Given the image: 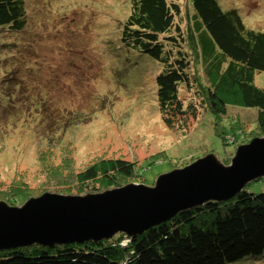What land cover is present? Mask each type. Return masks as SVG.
Instances as JSON below:
<instances>
[{
    "label": "rangeland",
    "instance_id": "obj_1",
    "mask_svg": "<svg viewBox=\"0 0 264 264\" xmlns=\"http://www.w3.org/2000/svg\"><path fill=\"white\" fill-rule=\"evenodd\" d=\"M218 2L224 10L237 8L248 28L264 31V0ZM130 3L25 0L29 18L23 30L1 31L6 41L20 47L0 50V200L14 198L11 205H18L19 198L43 192L94 190L102 177L82 183V170L95 165L101 174L119 158L143 171L144 178L138 174L129 182L152 184L158 175L208 153L223 156L220 160L227 163L237 145L253 137L255 111L240 105L228 111L245 135L235 131L236 140L211 134L216 119L224 118L218 119L197 97L198 82L181 86L179 93L185 106H195V116L187 117L179 129L163 122L154 81L159 63L120 42L119 28ZM179 3L176 22L186 29L193 9L187 0ZM184 49L189 50L186 44ZM190 62V73L209 85L193 51ZM254 82L264 87V71L255 74ZM223 97L225 103L232 102ZM245 188L264 192V177ZM245 264H264V257Z\"/></svg>",
    "mask_w": 264,
    "mask_h": 264
},
{
    "label": "trees",
    "instance_id": "obj_2",
    "mask_svg": "<svg viewBox=\"0 0 264 264\" xmlns=\"http://www.w3.org/2000/svg\"><path fill=\"white\" fill-rule=\"evenodd\" d=\"M187 1L193 14L186 29L176 22L181 14L179 0H131L129 14L119 28L120 42L126 49L149 55L160 65L154 81L163 122L179 129L184 128L187 117L195 116V106H185L179 93L181 86L191 87L198 82L197 97L218 119L224 118L221 122L216 119L211 134L236 139L235 131L239 130L245 135L228 111L229 106L240 105L255 111L256 127L251 135H263L264 87L257 86L254 79L257 72L264 71V31L248 28L237 8L224 10L218 0ZM27 12L25 0H0V34L3 36V30H23L29 18ZM2 36L0 50L20 47L18 42L6 41ZM191 51L203 64L207 86L190 73ZM224 95L232 102L225 103ZM138 174L144 178L132 161L113 159L101 174L95 165L82 170V183H95L102 177L101 185L94 190L73 192L69 188L57 193L96 192L123 185ZM21 198L22 202L26 196ZM7 202L13 204L15 199ZM123 240L127 243H121ZM262 257L264 192L254 193L244 187L229 200L208 201L181 211L139 235L117 234L98 241L1 250L0 264H245Z\"/></svg>",
    "mask_w": 264,
    "mask_h": 264
},
{
    "label": "water",
    "instance_id": "obj_3",
    "mask_svg": "<svg viewBox=\"0 0 264 264\" xmlns=\"http://www.w3.org/2000/svg\"><path fill=\"white\" fill-rule=\"evenodd\" d=\"M264 177V134L237 145L227 163L214 153L98 193L43 192L18 205L0 200V251L135 236L181 211L222 202Z\"/></svg>",
    "mask_w": 264,
    "mask_h": 264
},
{
    "label": "bare ground",
    "instance_id": "obj_4",
    "mask_svg": "<svg viewBox=\"0 0 264 264\" xmlns=\"http://www.w3.org/2000/svg\"><path fill=\"white\" fill-rule=\"evenodd\" d=\"M9 159H10V158H9ZM16 159H19V158L17 157ZM11 163L13 164L14 162H13V161H11Z\"/></svg>",
    "mask_w": 264,
    "mask_h": 264
}]
</instances>
